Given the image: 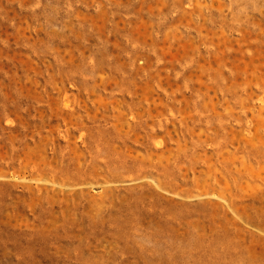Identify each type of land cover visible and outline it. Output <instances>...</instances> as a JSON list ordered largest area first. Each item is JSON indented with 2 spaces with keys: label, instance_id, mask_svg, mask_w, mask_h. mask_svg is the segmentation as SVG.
Segmentation results:
<instances>
[{
  "label": "rangeland",
  "instance_id": "obj_1",
  "mask_svg": "<svg viewBox=\"0 0 264 264\" xmlns=\"http://www.w3.org/2000/svg\"><path fill=\"white\" fill-rule=\"evenodd\" d=\"M0 264H264V0H0Z\"/></svg>",
  "mask_w": 264,
  "mask_h": 264
}]
</instances>
